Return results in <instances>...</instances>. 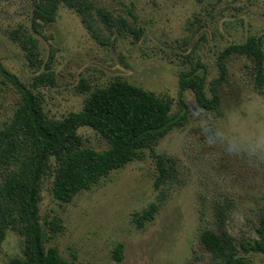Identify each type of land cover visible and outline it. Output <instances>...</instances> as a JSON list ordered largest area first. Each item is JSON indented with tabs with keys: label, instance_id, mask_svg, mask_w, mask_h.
<instances>
[{
	"label": "rangeland",
	"instance_id": "rangeland-1",
	"mask_svg": "<svg viewBox=\"0 0 264 264\" xmlns=\"http://www.w3.org/2000/svg\"><path fill=\"white\" fill-rule=\"evenodd\" d=\"M39 0H0V61L4 69L42 95L46 113L62 120L83 110L88 95L125 80L172 104L184 123L155 147L174 160V176L162 190L152 152L112 171L89 190L64 203L54 196L52 170L43 179L40 215L47 247H55L67 264H214L201 243L213 228L218 204L229 208L228 230L250 264H264L263 252L242 250L255 244L264 223V88L253 77L255 62L231 54L220 82L218 59L226 49L258 38L264 51V0H91L96 8L124 19L140 31L108 29L99 21L96 37L81 16L61 4L55 21H35ZM33 39L51 61L52 84L33 86L40 69L29 64L22 42ZM200 62L213 109L201 107L194 93L180 86L181 76ZM82 81L89 88L81 90ZM22 96L0 72V131L13 123ZM213 133L218 142H213ZM83 147L104 152L107 141L82 126ZM231 145V148L228 146ZM235 151L247 155H229ZM259 151V159L251 154ZM250 157V158H249ZM0 169V185L6 178ZM155 207L150 219H138ZM58 221L60 232L51 230ZM23 237L9 231L0 241V264L22 253ZM123 247L117 261L114 253Z\"/></svg>",
	"mask_w": 264,
	"mask_h": 264
},
{
	"label": "trees",
	"instance_id": "trees-1",
	"mask_svg": "<svg viewBox=\"0 0 264 264\" xmlns=\"http://www.w3.org/2000/svg\"><path fill=\"white\" fill-rule=\"evenodd\" d=\"M61 4L76 11L83 24L96 37V24L106 28L128 29L137 38L141 32L130 28L124 19H115L109 12L96 8L91 0H39L35 4L34 19L50 24ZM22 49L29 64L40 69L33 86L50 85L54 81L51 61L41 57L37 42L28 39ZM242 54L255 62L253 77L258 88H264V51L258 38L251 37L243 45L232 46L219 56V81H226L228 68L226 58L231 54ZM203 68L200 62L190 72L181 76L182 90H191L198 104L213 109L218 99L208 98L205 89ZM0 72L16 86L22 103L16 111L13 123L0 131V169L6 178L0 185V241L9 231L18 232L24 239L22 253L10 259L8 264H67L55 247H47L48 238L43 230L40 201L43 179L51 172L50 161H55L54 196L69 203L82 190H89L112 171L141 159L149 150L154 157L158 176L155 187L162 190L174 176V160L158 154L155 147L175 126L184 123L187 106L181 96L180 113L172 116V104L151 92L125 80L116 79L109 86L91 92L84 108L71 113L62 120L51 118L45 111L42 95L24 85L16 76L7 72L0 61ZM82 81L81 90H88ZM87 126L96 131L108 143L104 152L84 148L78 129ZM150 212L139 217V225L153 215ZM213 228L201 234V243L211 254L214 264H250L239 256L240 250L228 230L229 208L218 204ZM53 232L61 226L55 219L51 223ZM259 239L255 244L244 245L242 250L264 253V223L257 230ZM114 257L121 261L123 247L116 249Z\"/></svg>",
	"mask_w": 264,
	"mask_h": 264
},
{
	"label": "clouds",
	"instance_id": "clouds-1",
	"mask_svg": "<svg viewBox=\"0 0 264 264\" xmlns=\"http://www.w3.org/2000/svg\"><path fill=\"white\" fill-rule=\"evenodd\" d=\"M213 142H218V137L215 135V133H213ZM228 148H231V145H229ZM228 154L229 155H233V156H236V155H247V154L237 153L235 151H229ZM251 155L255 156L257 159H259L260 153H259V151H257V152H253ZM262 162H264V161H262Z\"/></svg>",
	"mask_w": 264,
	"mask_h": 264
}]
</instances>
